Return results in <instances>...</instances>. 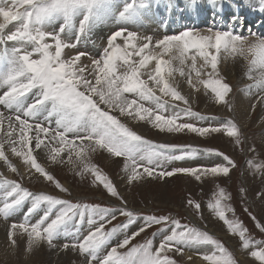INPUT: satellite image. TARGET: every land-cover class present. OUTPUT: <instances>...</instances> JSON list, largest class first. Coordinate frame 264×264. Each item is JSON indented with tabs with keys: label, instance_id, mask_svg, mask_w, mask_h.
<instances>
[{
	"label": "snow or ice",
	"instance_id": "obj_1",
	"mask_svg": "<svg viewBox=\"0 0 264 264\" xmlns=\"http://www.w3.org/2000/svg\"><path fill=\"white\" fill-rule=\"evenodd\" d=\"M183 2L195 9L201 0ZM207 2L219 15L231 0ZM244 3L251 11L264 15V0ZM166 5L169 12L178 7L175 0H166ZM149 6L148 0H132L122 9L118 0H0V160L17 172L5 153L7 146L11 153L24 159L30 171L34 169L61 193L71 196L69 189L37 162V156L51 165L67 163L81 176L91 172L94 180L119 201L118 206H101L85 203V198L74 197L73 202L34 193L0 173V217L7 221L25 204L29 205L22 221L9 226L14 248V237L19 234L26 236L27 254L45 246L50 250H71L84 258L83 264H177L169 253L183 255L186 250L200 248L206 249L198 253L206 264H237L232 252L201 226L182 224L170 213L141 214L130 208L117 185L88 158L87 153L98 150L122 158L130 187L149 179L167 182V178L178 174L197 181L202 176L230 178V171L237 165L223 152L214 153L222 162L212 167L175 166V162H191L201 152L210 154L213 150L156 142L129 126L131 121H143L160 133L172 135L206 136L223 131L237 144L243 143L235 120L213 125L212 121L218 118L195 111L194 95L183 94L176 79L178 74L194 93H200L203 86L210 90L216 103L232 109L233 88L218 67L222 54L246 62L245 75L251 81L246 90L255 89L251 97L264 107V34L239 31L245 17L239 14L238 5L228 25L187 27L160 37L126 27L142 24ZM111 19L120 26L109 34L99 56L81 51L80 45L90 38L93 29ZM14 23L15 30L7 31ZM10 42L14 45L11 48L7 47ZM73 51L75 54L71 55ZM254 167L264 173V164ZM217 195L208 207L229 232L238 234L243 249H252L250 255L264 264V241H254L239 220L226 216L225 209L231 211L228 205H221V201L231 199L226 190L219 189ZM256 196L264 201V188ZM187 205L199 213V203L187 199ZM40 211L43 215L32 222ZM118 216L126 220L105 230ZM133 225H137V230L129 234ZM154 226L158 227L153 237H161L158 245L148 239L126 253L118 251ZM257 227L264 232V224L257 221ZM119 233L124 234L123 240L107 255H101Z\"/></svg>",
	"mask_w": 264,
	"mask_h": 264
},
{
	"label": "rangeland",
	"instance_id": "obj_2",
	"mask_svg": "<svg viewBox=\"0 0 264 264\" xmlns=\"http://www.w3.org/2000/svg\"><path fill=\"white\" fill-rule=\"evenodd\" d=\"M16 26L17 24H14L10 31L15 30ZM108 36L105 37L106 40H104V42L107 41ZM65 51L68 52V50ZM70 54L74 55L75 52L73 51ZM99 54L100 53H96L93 57H98ZM223 77L233 88V93L230 94V98L232 105L235 107L236 98L239 95L238 93H242L244 90H246V86H243V84L238 83L237 81L234 82V80H230L226 76ZM202 90L205 92L203 95H201L202 98L200 97V101L197 103V105L193 107L194 110L206 116L218 117L220 121H226V119L220 115V110L218 109V107L225 105L216 103L212 99L210 90L205 88H202ZM245 92L247 96L250 95L249 91ZM205 107L207 108V111H201L202 108ZM258 114L259 111L256 110V114L253 115L252 118L255 119ZM219 120L217 119L212 121V124L219 125ZM129 126L139 134L144 135L147 139H151L156 142L191 144L201 149L213 150L210 154L201 152L191 162H175V166L212 167L215 164L222 162V158L214 154L217 151L223 152L237 165L230 171V178L202 176V179L197 181L194 177H190L185 174H178L175 177L167 178V182L164 180L156 181L149 179L147 183L140 182L139 184L130 187L126 183V173L123 170V164L121 162L122 158L110 157L109 154L100 150L97 152L87 153L91 165L98 167L101 173H103L114 184L117 185L118 190L128 201L129 207L137 210L141 214L165 215L170 213L176 218L180 219L182 224H188L189 226H201L202 230H206L208 232L210 229L214 230L218 235L213 236L220 240V242L223 243L230 252H232L234 258L237 260V264H260L259 261L250 255L252 249H243L242 242L238 234L229 232L224 222L221 221L215 215L212 209L208 207L209 203H214L218 198L217 194L219 189L223 188L228 194H230L231 197L230 200L221 201L222 206L228 205L231 208V211L227 210V208L225 209L226 216L229 219L239 220L248 229V235L254 241H264V232H262L257 227V221H259L261 224H264V201L259 200L256 196V193L261 188H264V184L261 183V181L264 180V173L256 171L254 167L255 165L264 164V142L261 138L260 130L258 131L256 129L258 127L252 123V126L250 127L245 129L241 128L243 143L237 144L234 138L229 137L227 133L223 131L211 133L206 136H199L194 133H180L172 135L160 133L159 130L153 128L151 124L145 123L143 121H131L129 122ZM205 126H207L206 122ZM11 154L13 155V153L10 151L9 158L11 159L12 165L15 164L14 166L17 168V172H11L9 174L10 176L8 175L7 177L5 174H3V172L0 171V173L10 180H15L18 183H21L22 186L28 188L34 193L43 192L45 194L56 195L62 199H73L74 197L85 198L83 202L98 203L101 204V206H118L119 204V201H117L114 197H111L110 194H108L106 190L103 189L102 184H99L94 180L93 174L91 172H85V174L81 176L77 172L73 171V168L67 163L62 165H51L50 161L43 159L41 160V158L37 156V162L41 163L42 166H45L47 170L50 171L55 177V180L59 181L62 185L69 189V191L72 193V195L69 196L67 193H61L60 190L55 187L53 182L47 181L44 177L39 176L40 174L37 175L34 169L29 172L28 167L27 170V173H31L33 177L31 175H29L31 176L30 178L29 176H22L20 171H18L17 165L19 164L20 168L21 166L22 168H26L28 165L25 164L22 157H17L15 155L12 156ZM7 168H9L8 165ZM38 176L40 179L36 178ZM187 199H192L201 205L199 213H197L193 207L187 205ZM73 202H76V200L73 199ZM27 207H29V205L25 204L24 208L19 211L20 213H16L7 221L3 217H0V223L5 225L7 223V228L9 229V226L12 222H21L26 213ZM41 215H43L42 211L34 215L32 222L38 220ZM253 216L256 218L255 220H253ZM125 220L126 217L118 216L112 224L105 226V230L111 228L115 224L122 223ZM157 227L158 226H154L147 229L145 232L132 239L129 245L118 249V251L121 253H126L133 246L143 244L148 239H153L154 243L158 245L161 237H153V233L156 232ZM136 230L137 225H133L130 227L128 232L131 234ZM84 231L86 234L87 229L85 228ZM14 238L16 239V237ZM123 238V233H119L114 236L107 247L103 249L101 255H107L111 248L116 246L121 240H123ZM62 243L63 241H61V244ZM233 244L234 247L232 246ZM17 245L21 249V243L18 240ZM232 248L234 250H232ZM205 250L206 249L204 248L191 249L186 250L185 254L183 255L172 253H169V255L173 259L177 260V264H193V262L190 261L188 257L189 255L194 254L195 257H197L202 262V264H206L201 255L198 254ZM51 251L56 250H50L46 246L42 247L37 251L39 255L37 256L34 252L32 258L23 257L21 254L20 256L14 255L10 258L0 255V264H83L84 258L79 253H76L78 259L75 260L61 257L59 259H50L49 252Z\"/></svg>",
	"mask_w": 264,
	"mask_h": 264
},
{
	"label": "bare ground",
	"instance_id": "obj_3",
	"mask_svg": "<svg viewBox=\"0 0 264 264\" xmlns=\"http://www.w3.org/2000/svg\"><path fill=\"white\" fill-rule=\"evenodd\" d=\"M131 2L132 0H118V6L122 9L125 3H131ZM148 3L150 6L148 9L145 10L144 22L140 25H135V24L126 25L127 28L133 31H137L139 33H143L145 35L150 34L153 35L154 37H160L165 34L178 33L187 27L206 29L209 25L214 23L228 25L230 17L233 15V9L238 5L239 14L245 17V21L243 22V27L239 29V31H241L243 34H249V30L264 34V15H261L258 12L251 11L249 7L245 6L244 0H231L230 4L224 5L223 13L219 15L214 13L212 7L209 6L207 0H201V2L198 3L195 9H191L189 6L185 5L183 0H175V3L176 5H178V7H173L171 12L167 10L166 0H160L159 3H157L156 0H148ZM179 9H184V10L180 11ZM221 15L223 17L222 20H221ZM0 22H2V18H0ZM14 24L9 25L7 31H10ZM119 26L120 25L116 23L115 19H111L109 21H106L105 23L97 25L93 29L90 38L85 40L80 45V50L88 52L89 54L92 55V57L95 56L96 53H101L102 49L106 46L105 44L106 42H104V40H106L105 37L108 36L111 32L117 30ZM13 46H14L13 43L7 45V47L9 48ZM245 64L246 62L242 61L241 59L233 60L232 57H227L226 54H222L218 67L222 76H226L230 80H234V82L237 81L238 83L243 84V86H246L250 84L251 81H249L247 76L245 75L246 72V68L244 66ZM197 66L199 67V61ZM176 79L177 81H179L180 90L182 91L183 94L189 96L194 95L193 107H195L197 103L200 101L199 100L200 97L202 98L201 95H203V93L205 92L204 90H202L203 87H201L200 93H194L193 90L190 89L189 86L186 84V82H184L183 78H180L178 76V74L176 75ZM245 91L247 90H244L242 93H238L239 95L236 98V106L235 107L233 106L232 109H229L226 106L218 107V109L220 110V115L224 117L226 120L228 119L235 120L237 124L240 126V128H244V129L252 126V123H254V125L258 127L256 129L258 131L260 130L261 138L263 139L264 142V107L256 103V98L251 97V93H254L256 91L255 89L249 91L250 93L249 96H247ZM2 92L3 89H0V94H2ZM253 105H255V107H253ZM0 110H3L2 106H0ZM203 110L207 111V108L206 107L202 108L201 111ZM256 110L259 111V114L257 115L258 117L256 116L255 119H253L252 117L253 115L256 114ZM0 135H2V133H0ZM5 153L9 158L10 149H8L7 146H5ZM9 160L11 161L10 158ZM5 165H6L5 161L0 160V171L3 172V174H5L7 177L12 171H10V169L7 168V165L5 167ZM17 166H18V171H20L22 176L27 177L31 175V173L30 174L27 173L28 166L26 168L25 167L22 168V166L20 168L19 164ZM31 176H29V178ZM7 226H8L7 223L6 225L0 223V255L6 258H10L14 255L20 256L21 254L23 257L32 258L33 254L26 253V236H21V235L16 236V240L20 241L21 243V249L18 247V245H16L14 248L11 245V240L8 235ZM209 234L214 236L218 235L217 232L211 229L209 230ZM232 246L234 247V244ZM232 250L234 249L232 248ZM35 254L37 256L39 255L37 251L35 252ZM189 256L193 257V259L190 260L193 262V264L194 263L202 264V262L197 257H195L194 254ZM60 257L65 259L67 258L74 260L78 259L77 254L72 251L56 250L49 252L50 259H59Z\"/></svg>",
	"mask_w": 264,
	"mask_h": 264
}]
</instances>
